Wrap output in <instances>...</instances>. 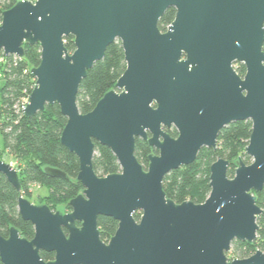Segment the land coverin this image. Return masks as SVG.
<instances>
[{
    "label": "water",
    "instance_id": "95a60500",
    "mask_svg": "<svg viewBox=\"0 0 264 264\" xmlns=\"http://www.w3.org/2000/svg\"><path fill=\"white\" fill-rule=\"evenodd\" d=\"M172 7L175 18L162 31ZM117 40L126 70L83 113L80 85ZM26 43L40 45L41 61L31 69L36 84L23 114L59 105L67 118L61 142L79 158L83 190L69 201L70 212L20 195L19 212L35 235L23 237L16 226L0 234L3 264H264L261 249L228 257L234 241H256L264 214L254 194L264 189V0H18L2 12L0 56L23 58ZM241 120L253 125L245 149L252 162L239 158L230 177V161L218 157L203 203L168 198L166 175L194 163L204 147L215 149L220 131ZM136 138L157 151L147 169L136 157ZM94 140L112 150L120 172L96 173ZM44 170L69 179L59 168ZM0 173L22 189L12 163L0 159ZM99 216L118 221L108 242Z\"/></svg>",
    "mask_w": 264,
    "mask_h": 264
},
{
    "label": "trees",
    "instance_id": "16d2710c",
    "mask_svg": "<svg viewBox=\"0 0 264 264\" xmlns=\"http://www.w3.org/2000/svg\"><path fill=\"white\" fill-rule=\"evenodd\" d=\"M18 0H7L0 3V22L2 12L11 8ZM176 15L175 8H169L160 20L162 31L173 22ZM65 45L71 53L75 50L74 37L65 38ZM25 56H0V159L14 162L21 180L22 189L18 191L0 173V234L7 237L9 228L16 226L23 237L32 239L35 235L34 225L22 218L18 209L20 195L30 198L31 187L39 185L47 188V193L41 196L42 203L48 204L56 210L60 204L69 211V201L83 190V185L77 180L79 173V158L65 147L61 136L67 123V118L61 113L58 104L47 105L44 111L32 117L23 114V108L35 87L36 79L31 69L41 61V47L39 44H24ZM127 63L124 49L120 40L112 43L106 50L105 57L97 61L83 79L77 95L81 112H90L99 100L110 89L126 70ZM237 72L244 76V64L235 65ZM250 120L236 121L224 127L218 136L217 147H204L197 160L168 173L163 181V188L168 198L177 203L192 200L203 203L211 192L210 166L212 161L223 157L230 161L228 175L235 174V162L242 160L249 164L251 157L245 154L252 133ZM167 131L177 137V130L172 127ZM95 141L94 169L100 176L121 171L117 157L112 150ZM157 151L152 149L147 141L136 138L135 154L139 162L147 169L149 155ZM8 157V159H7ZM51 166L65 171L69 179L52 177L45 172V167ZM258 205L264 209V189L254 192ZM136 213V219L140 218ZM259 225L258 237L252 244L234 241L232 245L243 257H249L257 249L264 251V214L257 218ZM99 228L102 240L108 242L118 228V221L112 217L99 216ZM45 260L54 258V253L41 252ZM0 264H3L0 259Z\"/></svg>",
    "mask_w": 264,
    "mask_h": 264
},
{
    "label": "rangeland",
    "instance_id": "374dc122",
    "mask_svg": "<svg viewBox=\"0 0 264 264\" xmlns=\"http://www.w3.org/2000/svg\"><path fill=\"white\" fill-rule=\"evenodd\" d=\"M32 1H34V0H32ZM5 2H7V0H0V3L1 4H4ZM0 141H1V135H0ZM7 159H8V157H7ZM218 159V158H217ZM216 159V160H217ZM9 160H10V163H12V164H14V162L11 160V158H9ZM216 160H214V161H212V163L213 162H215ZM252 158H251V160H250V163L252 162ZM211 163V164H212ZM249 163V164H250ZM31 192H32V195H31V197L30 198H28L32 203H34V204H41L42 203V201H41V196H43L45 193H47V188H45V187H43V186H39V185H33L32 187H31ZM57 209H61V210H63L64 212H69L67 209H66V206L65 205H63V204H60L58 207H57ZM254 254V253H253ZM228 257L230 258V259H234V258H245V257H243L242 255H241V253H239L235 248H234V246L232 245V247H231V250L228 252Z\"/></svg>",
    "mask_w": 264,
    "mask_h": 264
},
{
    "label": "flooded vegetation",
    "instance_id": "af4514ba",
    "mask_svg": "<svg viewBox=\"0 0 264 264\" xmlns=\"http://www.w3.org/2000/svg\"><path fill=\"white\" fill-rule=\"evenodd\" d=\"M165 31H166V30H165ZM24 197H25V196H24ZM41 204H42V203H41ZM56 210H57V209H56ZM70 211H71V210H69V212H70ZM66 212H67V211H66ZM9 231H10V228H9ZM8 236H9V234H8ZM8 236H7V237H8Z\"/></svg>",
    "mask_w": 264,
    "mask_h": 264
}]
</instances>
